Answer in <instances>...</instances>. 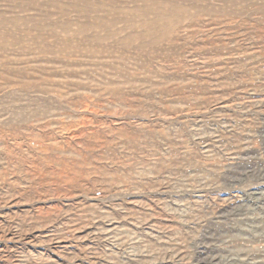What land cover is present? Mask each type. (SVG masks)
I'll return each instance as SVG.
<instances>
[{"label":"rangeland","instance_id":"374dc122","mask_svg":"<svg viewBox=\"0 0 264 264\" xmlns=\"http://www.w3.org/2000/svg\"><path fill=\"white\" fill-rule=\"evenodd\" d=\"M0 264H264V0H0Z\"/></svg>","mask_w":264,"mask_h":264}]
</instances>
